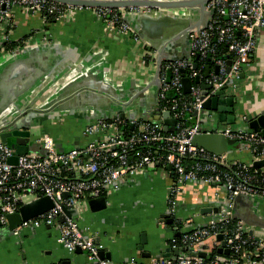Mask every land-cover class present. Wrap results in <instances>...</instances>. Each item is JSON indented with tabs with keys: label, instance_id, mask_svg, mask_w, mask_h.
Segmentation results:
<instances>
[{
	"label": "crops",
	"instance_id": "1",
	"mask_svg": "<svg viewBox=\"0 0 264 264\" xmlns=\"http://www.w3.org/2000/svg\"><path fill=\"white\" fill-rule=\"evenodd\" d=\"M198 11L197 7H173L129 12L127 20L138 32L135 40L107 27L90 9L45 23L38 13L15 7L10 39L20 46L12 52L0 50V125L21 114L20 130L30 131L28 142L25 138L23 142L41 147L39 139L47 133L55 144L68 149L98 138L83 131L99 115L148 118L158 100L159 86L151 83L158 53L155 47L165 43L169 58L188 55L185 29L198 18ZM146 54L149 62L143 64ZM166 61L171 60L162 63ZM230 83L234 89L226 95L234 97L233 123L223 125L206 111L202 130L224 126L250 130L249 121L264 113V29L249 61L242 66L240 78ZM50 106L48 111L32 110ZM13 141L11 137L6 144ZM221 144L211 142L210 147L222 149ZM226 150L228 161H251L249 151L239 143H228ZM167 167L147 168L105 192L106 206L100 210L90 209L92 198L73 209L80 228L95 235L113 263L135 260L146 264L151 258L165 257L168 249L170 256L174 255L173 244L180 231L202 225L213 216V211L203 208L218 209L223 204L226 192L222 186L185 181L178 184L175 213L170 215L167 197L175 177ZM262 200L245 193L234 199L235 216L246 219L256 235H264ZM164 213L173 219L171 223L161 221ZM14 228L0 225V264L89 262L86 252H68L58 243V222L50 227ZM30 239L36 240L35 249L24 250L19 256L14 249Z\"/></svg>",
	"mask_w": 264,
	"mask_h": 264
},
{
	"label": "built area",
	"instance_id": "2",
	"mask_svg": "<svg viewBox=\"0 0 264 264\" xmlns=\"http://www.w3.org/2000/svg\"><path fill=\"white\" fill-rule=\"evenodd\" d=\"M15 7L38 13L45 23L50 18L63 20L78 10L90 9L107 27L118 33H128L135 40L138 36L124 19L125 14L148 13L154 9L147 6H81L54 0H0V50L7 52L16 51L20 46L16 42L8 47L13 42L10 31ZM206 8L210 14L204 27L188 34L189 57L166 61L160 66L158 98H164L169 90L176 93L162 109L170 111L176 119L174 130L164 132L161 123L145 118H97L87 124L83 132L98 138L59 151L53 137L43 133L39 141L45 154L20 155L15 164L9 162L14 149L0 140V225H7L8 215L18 212L28 195H33L34 199L48 196L53 206L22 220L14 230L25 226H51L63 216L57 241L68 252L78 248L86 252L89 261L86 264H143L135 260L113 263L100 258L102 243L87 232L88 228H80L75 216L68 215L65 209H75L79 202L103 196L117 189L127 178L156 164L170 165L175 177L167 197L170 215L175 213L179 183L202 181L222 186L226 194L223 204L204 224L180 231L173 247L181 252L151 258L146 264H264V235H256L232 215L236 196L245 193L264 199V165H253L264 160V136L251 129L230 126L202 131L203 114L200 113L206 97L240 78L242 66L249 61L257 46V36L264 29V0H209ZM148 56L142 58L143 64L149 62ZM194 57L212 60L211 66L206 65L210 68L207 77L199 74ZM185 70L189 71L188 75L184 74L190 80L195 77L201 80L200 84H193L191 80L187 93L189 101L183 92L181 73ZM202 82L210 85L203 98ZM193 112L196 114L191 115L192 122L187 124L184 114ZM201 133H216L234 140L249 151L251 161L231 162L226 152L217 154L198 146L194 137ZM219 234L222 235L220 240L217 239ZM222 241V249H227L228 254L217 252ZM199 252H204V256L198 255Z\"/></svg>",
	"mask_w": 264,
	"mask_h": 264
},
{
	"label": "water",
	"instance_id": "3",
	"mask_svg": "<svg viewBox=\"0 0 264 264\" xmlns=\"http://www.w3.org/2000/svg\"><path fill=\"white\" fill-rule=\"evenodd\" d=\"M54 1H59L62 3H67V4H74V5H81V6H104V7H112V8H118V7H129V6H147L150 8H154L156 10L159 9H166V8H173V7H197L199 16L198 18L193 21L191 24L187 26L185 29L186 34L188 35L189 32L192 30L200 29L204 27L205 23L207 22V19L210 14V10L206 8V3L209 0H54ZM144 13V12H140ZM127 14H125L124 19L128 22L127 20ZM129 23V22H128ZM130 24V23H129ZM132 29L135 31L136 34H138L136 28L130 24ZM148 45L149 44V41ZM188 48L190 49V40L189 37L187 38ZM164 44V45H163ZM165 43H162L160 46L155 47L157 50V54L155 56V70L154 73L151 77V83L152 85L159 86V71H160V66L162 64V61L164 59L168 60H177V59H182L184 57H189V54L183 57H167L165 54L167 50V46H165ZM230 64V62L228 63ZM196 66V64H195ZM214 71L216 72L217 69L215 68ZM210 73V68L209 66L205 67L204 71V77H207ZM182 76V83H183V92L184 93H189L190 92V86H191V80L185 76L184 72L181 73ZM201 80L199 77H195V82L199 83ZM201 88H202V98L205 97L208 94V90L210 89V85L206 83H201ZM228 88V84H225L218 90H216L212 95L206 97L202 103V110L200 111L201 114H204L206 111H210V115L212 117H217V120L223 124L227 125L230 123H233L234 120V108H233V102H234V97H230L226 95V90ZM115 101V100H114ZM116 102V101H115ZM29 108V107H27ZM52 108L50 106L47 109H32L34 112H42V111H48ZM31 110V109H29ZM26 111V112H29ZM25 112V113H26ZM196 112H193L192 115H195ZM21 115V114H20ZM16 115L13 116L11 119L3 122L2 125H0V140L4 143H7L8 139L11 137L15 138V141H13L12 144H10V147L14 149V155L9 158V162L12 164L16 163L17 157L20 155L27 154L29 152H34V153H39L44 155L45 150L42 147H37L33 148L29 146L26 142H23L25 140L29 139L30 136V131L29 129H22L20 130V120H22V116ZM120 117H123V114H120ZM26 118V115H24L23 119ZM96 118H107L104 115H99ZM151 120H156L157 122H161L163 124V131L164 132H172L174 130L175 122L176 119L171 117L170 111L165 110V111H151L150 116L148 117ZM248 126L251 130H254L256 132L261 133L264 136V113H261L255 117H253L249 123ZM205 131V130H202ZM194 142L206 150L213 152V153H224L226 152V145L228 143H235L234 140L226 139L220 134L216 133H201L199 135H196L194 137ZM211 142H220L222 149H213L210 147ZM56 148L59 151H65L67 150L64 148L60 143H56ZM209 145V146H208ZM73 148V147H71ZM70 149V148H68ZM158 166V164H156ZM253 165L255 167H259L264 165V160L254 162ZM168 169H171V166L168 165ZM214 185V184H213ZM64 196H67V193L64 194ZM253 197V196H252ZM263 199V198H260ZM264 200V199H263ZM88 205L92 211L100 210L106 206V199L103 196L97 197V198H92L88 201ZM53 206V201L51 198L48 196H41L39 198L33 199L29 202L23 203L18 212L14 214L8 215V229H12L13 227H16L17 225L20 224L22 220H28L30 218H33L37 216L38 214H41L48 209H50ZM202 211H213L217 212V208H203ZM65 212L68 215H73L74 210H67L65 209ZM232 215L233 217L242 220L246 225H248L247 220L238 218L235 216V210H234V202L232 206ZM161 221L171 223L173 219L169 216L168 213H164L160 216ZM64 217L60 216L58 218V223L63 222ZM50 227L49 225H46ZM249 226V225H248ZM264 227V226H263ZM252 230V229H251ZM222 238V235L219 234L217 236V239L220 240ZM97 240V239H96ZM224 246V242H221V246L217 248V252L225 253L228 254L227 249H222ZM179 249L177 247H174L172 249V252L174 255L177 253L181 252L178 251ZM76 253H80L81 250L78 248L75 250ZM171 251L168 249L167 253L164 254L166 256H170ZM198 255L204 256V252H199ZM100 258H107L109 259V254L105 251H100L99 255ZM62 264H69L68 262H63Z\"/></svg>",
	"mask_w": 264,
	"mask_h": 264
},
{
	"label": "trees",
	"instance_id": "4",
	"mask_svg": "<svg viewBox=\"0 0 264 264\" xmlns=\"http://www.w3.org/2000/svg\"><path fill=\"white\" fill-rule=\"evenodd\" d=\"M51 21H53V18L49 19V22H51ZM12 46H13V42L8 45L9 48H11ZM194 60H195V62L197 64V68L196 69L198 70L199 74H204L206 65H209V66L212 65V60L210 58H207V57L205 59H203V60H201L200 58H195L194 57ZM184 73L186 75H188L189 71L185 70ZM191 80H192L193 84H197V82H195V78H191ZM175 96H176V93H175L174 90L167 91L165 93L164 98H158L155 111H162L164 106H167V104H168L167 101L170 100L171 98L175 97ZM184 96L187 99V101H189V95L187 93H185ZM191 115H192V113H185L184 114L185 119H186L185 121H186L187 124H190L192 122ZM145 119H149V118H145ZM127 129H129V128H127ZM213 253H214V251H213Z\"/></svg>",
	"mask_w": 264,
	"mask_h": 264
},
{
	"label": "rangeland",
	"instance_id": "5",
	"mask_svg": "<svg viewBox=\"0 0 264 264\" xmlns=\"http://www.w3.org/2000/svg\"><path fill=\"white\" fill-rule=\"evenodd\" d=\"M232 89H234L231 85V83L228 84V88L226 90V92L231 91ZM34 199L33 195H28L26 198H24V203L30 201ZM264 202V200H262ZM10 235V234H9ZM11 236V235H10ZM36 247V240L35 239H30L29 241H27V243L24 246H18L16 247V249H14V251H16L17 253H19L18 255L20 256L22 254V252H24V250L26 251H33Z\"/></svg>",
	"mask_w": 264,
	"mask_h": 264
}]
</instances>
